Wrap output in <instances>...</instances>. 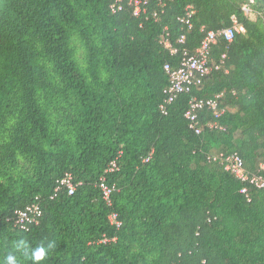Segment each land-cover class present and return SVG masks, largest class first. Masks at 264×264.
<instances>
[{"label":"trees","instance_id":"trees-1","mask_svg":"<svg viewBox=\"0 0 264 264\" xmlns=\"http://www.w3.org/2000/svg\"><path fill=\"white\" fill-rule=\"evenodd\" d=\"M116 2L0 0V261L33 264L13 248L25 239L29 252L55 241L40 264H264V189L208 159L238 151L251 172L264 162V0H149L140 16L130 0L113 12ZM189 5L192 30L179 20ZM235 20L244 30L214 48L224 67L193 93L226 92L227 129L197 134L192 94L160 108L165 64L180 60L163 36L195 50L203 26ZM69 172L77 190L55 196ZM35 203L39 222L21 229L16 212Z\"/></svg>","mask_w":264,"mask_h":264},{"label":"built area","instance_id":"built-area-1","mask_svg":"<svg viewBox=\"0 0 264 264\" xmlns=\"http://www.w3.org/2000/svg\"><path fill=\"white\" fill-rule=\"evenodd\" d=\"M167 0H159L161 5H166ZM124 0H117L111 7L113 12H118L123 9ZM149 0H130V4L134 8V13L137 16L146 14L148 12L147 4ZM244 9L249 12L250 9L245 6ZM195 9L192 5L186 8V13L179 18L183 26L188 29H194L193 17ZM157 16V13H155ZM236 21V20H235ZM244 30L237 21L234 25L220 29V30H208L206 26L202 27V31L205 33L200 45L191 50L184 44L187 42L188 34L182 33L178 42L183 47L173 45L170 41L169 34L163 36V43L173 54H180V60L178 66L174 67L171 63L165 64V69L170 76L169 85L165 88L164 93L166 95L164 102L160 108L163 113L168 114L169 106L177 99L182 93L192 94L189 100V106L185 113V117L189 120L190 127L197 133L201 134L206 128L211 130H226L227 127L220 121L221 118L228 112V106L224 100L226 98V92L221 91L214 96L205 97L193 94L196 89L202 88L207 77L212 73L214 69H221L224 67L228 53L224 52L219 57L217 62L214 59V48L222 38L228 44L232 43L235 39L236 33ZM213 63V64H212ZM208 110L212 114V119L205 122L201 117V113ZM209 161L218 162L222 164L226 170L231 171L237 178L259 189H264V162L260 164L259 169L256 172H251L247 169L243 156L238 152H219L210 154L208 156ZM118 168L116 161L111 164V170ZM81 184V183H80ZM77 183L74 180L72 173H66V175L59 180L58 187L55 190V196L63 188H67L69 194H74L77 190ZM104 192V198L108 203H111V195L113 187L107 184L105 178L102 179L100 184ZM248 186L242 189L243 193L248 194ZM43 213L40 204L29 205L26 209H21L16 212V225L21 229L29 230L33 223L39 222V217ZM110 221L113 225L120 227L122 220L119 219L117 213L110 215Z\"/></svg>","mask_w":264,"mask_h":264},{"label":"clouds","instance_id":"clouds-1","mask_svg":"<svg viewBox=\"0 0 264 264\" xmlns=\"http://www.w3.org/2000/svg\"><path fill=\"white\" fill-rule=\"evenodd\" d=\"M55 247V241L42 242L29 252L30 245L25 239H18L13 244L16 252H23L26 256L30 255L33 264H40V262L44 261L49 252L55 249ZM0 264H19V261L17 255L9 253L3 261H0Z\"/></svg>","mask_w":264,"mask_h":264}]
</instances>
